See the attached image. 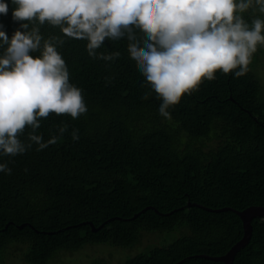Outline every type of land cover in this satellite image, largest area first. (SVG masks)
<instances>
[{
    "label": "trees",
    "instance_id": "16d2710c",
    "mask_svg": "<svg viewBox=\"0 0 264 264\" xmlns=\"http://www.w3.org/2000/svg\"><path fill=\"white\" fill-rule=\"evenodd\" d=\"M5 2L0 30L11 39L22 22L13 19L12 0ZM40 32L64 39L58 51L88 111L78 119H41L35 134L45 143L58 137L55 144L38 150L26 128L19 139L31 148L15 157L0 153L12 169L0 172V264L13 246L27 264H50L62 252L96 244L139 249L121 264H225L215 257L245 235L239 212L264 207V47L244 76L217 72L166 118L126 39L104 41L98 55L120 53L105 61L59 27L45 23ZM251 223L232 264H264V217ZM151 233L157 243L140 249Z\"/></svg>",
    "mask_w": 264,
    "mask_h": 264
},
{
    "label": "clouds",
    "instance_id": "9594fccd",
    "mask_svg": "<svg viewBox=\"0 0 264 264\" xmlns=\"http://www.w3.org/2000/svg\"><path fill=\"white\" fill-rule=\"evenodd\" d=\"M13 19L23 29L9 39L0 30V153L15 157L32 147L19 137L31 128L29 140L42 150L47 143L35 132L51 114L78 119L88 109L82 90L70 83L66 61L58 51L65 41L45 39L40 26L59 27L63 36L88 41L90 56L114 61L119 52L100 53L106 39L128 41V53L162 103L169 108L192 95L216 73L244 76L258 47H264V0H12ZM9 5L0 0V14ZM3 28V25H0ZM6 46V47H5ZM39 51L33 57L30 53ZM66 126L59 129L61 135ZM73 139L79 136L74 131ZM0 172L11 174L6 163Z\"/></svg>",
    "mask_w": 264,
    "mask_h": 264
},
{
    "label": "rangeland",
    "instance_id": "374dc122",
    "mask_svg": "<svg viewBox=\"0 0 264 264\" xmlns=\"http://www.w3.org/2000/svg\"><path fill=\"white\" fill-rule=\"evenodd\" d=\"M264 76V71H261ZM159 236L156 234L144 235L140 249L149 243H157ZM22 249L19 246L11 247L7 252V257L1 264H27L22 259ZM139 249L126 251L121 248L113 247L109 244L87 245L77 252H62L50 264H90L94 259H102L110 264H119L126 255L135 254ZM121 264V263H120Z\"/></svg>",
    "mask_w": 264,
    "mask_h": 264
},
{
    "label": "water",
    "instance_id": "95a60500",
    "mask_svg": "<svg viewBox=\"0 0 264 264\" xmlns=\"http://www.w3.org/2000/svg\"><path fill=\"white\" fill-rule=\"evenodd\" d=\"M239 214L244 221L245 235L243 239L235 244L226 255L215 257V259L223 261L225 264H232L235 254L244 244L248 242L252 233V219L255 217H264V207H250L242 212H239Z\"/></svg>",
    "mask_w": 264,
    "mask_h": 264
}]
</instances>
